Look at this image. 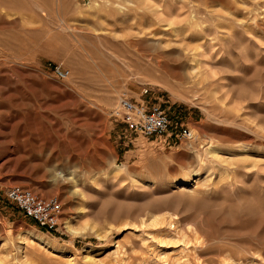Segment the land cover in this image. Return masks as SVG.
<instances>
[{"label": "rangeland", "instance_id": "374dc122", "mask_svg": "<svg viewBox=\"0 0 264 264\" xmlns=\"http://www.w3.org/2000/svg\"><path fill=\"white\" fill-rule=\"evenodd\" d=\"M153 40L174 73L130 75ZM122 93L174 132H131ZM12 186L58 196L59 230ZM0 264H264V0H0Z\"/></svg>", "mask_w": 264, "mask_h": 264}, {"label": "built area", "instance_id": "2783aa9c", "mask_svg": "<svg viewBox=\"0 0 264 264\" xmlns=\"http://www.w3.org/2000/svg\"><path fill=\"white\" fill-rule=\"evenodd\" d=\"M55 73L60 78L68 75V71L61 67H57ZM111 116L125 123L131 132L146 138L167 136L174 132L172 119L160 104L136 100L125 93L118 96ZM176 135L181 140H189L193 137L192 130L182 124ZM4 193L6 199L13 203L24 216L34 220L39 228L55 232L61 227L63 204L58 196H41L21 186L9 187Z\"/></svg>", "mask_w": 264, "mask_h": 264}, {"label": "bare ground", "instance_id": "6f19581e", "mask_svg": "<svg viewBox=\"0 0 264 264\" xmlns=\"http://www.w3.org/2000/svg\"><path fill=\"white\" fill-rule=\"evenodd\" d=\"M178 33V32H177ZM152 34V33H151ZM171 35V34H170ZM143 43H146L142 40H132V39H128L126 40V43L128 46H135V45H140L142 46ZM152 46H151V49H143L144 51H142L141 53H129V54H124V57L121 58L120 56H117L121 61L127 63V66H128V71H129V74L130 75H135V74H138V75H148V76H155L157 75L158 73L157 72H161L163 74H168L169 73H174V68H172L168 63L164 62L162 63L161 62V58H170L171 57V54H172V51H167L165 49H163L161 47V45L157 44V41L156 40H153L152 41ZM168 46V45H167ZM152 50L153 51V54H152ZM151 53H150V52ZM174 57V56H173ZM193 59V58H192ZM94 63V62H93ZM121 63V62H120ZM188 65V64H187ZM195 67L192 66V68ZM180 69V68H179ZM196 69V67H195ZM194 70V69H192ZM181 71V70H180ZM179 72V71H178ZM182 73L179 72V75L182 77L181 75ZM137 76V75H135ZM177 91H184L185 88L182 86V85H178L176 87ZM184 89V90H183ZM203 129V128H202ZM205 144L202 146L204 147ZM211 145H207L205 148H204V152H205V155H207L210 151V147ZM212 149V148H211ZM214 150V148H213ZM199 159L200 161L202 162L203 161V158L202 156L199 154ZM85 160V159H84ZM206 161V160H205ZM87 163V162H86ZM84 165V164H83ZM82 165V167H83ZM90 165V164H88ZM199 169V168H198ZM194 170V174H199V170ZM55 172V170H54ZM71 172V176L68 177V175L70 173H68V175L66 176L65 174L62 176V179L61 177L59 179H54L55 180V184L57 183H60L61 181H65L66 179H74L72 177V171H69ZM56 173V172H55ZM56 175V174H55ZM54 175V176H55ZM59 176V175H58ZM192 175H189L188 178H190ZM57 178V176H56ZM72 201V200H71ZM64 225L65 227L72 233L76 234V233H80L82 230L74 227V223L72 224V219L70 217H66L64 218ZM33 232V231H32ZM31 232V233H32ZM39 232V231H38ZM36 233V232H35ZM36 238L39 240V242H43V243H47L48 242V239L46 238V236L43 234V233H37L36 234ZM48 244V243H47Z\"/></svg>", "mask_w": 264, "mask_h": 264}, {"label": "trees", "instance_id": "16d2710c", "mask_svg": "<svg viewBox=\"0 0 264 264\" xmlns=\"http://www.w3.org/2000/svg\"><path fill=\"white\" fill-rule=\"evenodd\" d=\"M42 230H45V229H42Z\"/></svg>", "mask_w": 264, "mask_h": 264}]
</instances>
